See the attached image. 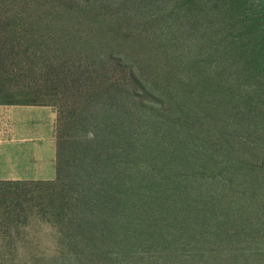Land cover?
I'll use <instances>...</instances> for the list:
<instances>
[{
  "label": "trees",
  "instance_id": "16d2710c",
  "mask_svg": "<svg viewBox=\"0 0 264 264\" xmlns=\"http://www.w3.org/2000/svg\"><path fill=\"white\" fill-rule=\"evenodd\" d=\"M248 3L0 0V104L53 105L56 120L75 130L55 138L54 179L0 180V226L36 217L57 228L58 239L76 240L93 264H242L249 250L235 247L226 225L245 215L231 216L227 202L239 208L254 195L255 166L215 142L221 115L199 106L209 85L231 102V74L251 78L255 63L263 69L264 42L238 45L216 32L217 14H233V6L242 13ZM152 25L157 33L146 31ZM133 41L155 42L166 62L194 73L144 78L136 60L108 47ZM184 42L187 54L179 55L174 46ZM248 84L244 106L234 107L255 118L264 86ZM224 150L231 160H219ZM257 165L264 171V161Z\"/></svg>",
  "mask_w": 264,
  "mask_h": 264
},
{
  "label": "rangeland",
  "instance_id": "374dc122",
  "mask_svg": "<svg viewBox=\"0 0 264 264\" xmlns=\"http://www.w3.org/2000/svg\"><path fill=\"white\" fill-rule=\"evenodd\" d=\"M251 4H257V6ZM205 7L207 10L211 9L209 5ZM232 8L237 10L238 14H234L233 9V12L231 11L233 14L227 16L216 15L215 21L221 24L216 27V32L225 35L224 37L229 38V41L234 39V42L238 45L242 40L247 43L250 42L253 47L260 42H264V0H249L247 6L242 9V13L240 12L241 9L234 6ZM103 29H108V27ZM50 31L65 33V29L62 27H53ZM146 31L157 33L154 25L147 26ZM241 32L246 33L238 36ZM108 34L111 35L109 32ZM228 34L231 35L228 36ZM205 37L202 42L208 48L210 46V43L207 42L209 35ZM109 39L110 37H107L105 40L108 41ZM215 39H217L216 36ZM108 47L115 51L125 52L129 54L132 60H136L144 78H173L172 73L190 77L194 73V69L190 66L185 68L179 67L175 62H166L159 54L157 44L152 41L145 45L133 41L121 46L110 45ZM174 51L179 55L187 54L186 42L175 45ZM189 52L190 55L194 53L191 46H189ZM231 58V62L237 64V57L232 55ZM205 61L207 69H212V58L207 56ZM251 72L253 73L251 78H239L235 72L231 74V78H237L233 81L235 87L232 89V93L236 97L231 102L228 97L224 99L222 91L215 88L214 85L206 87L209 101L202 103L199 109L204 108L210 117L214 111L220 113L221 118H218L217 121L223 128L225 126V129L221 140L218 135V141L214 138L215 142L227 148H230L228 146L233 147L235 153H232V159L240 155L242 158L248 157L255 166L249 168L250 176L253 178L255 185L254 195L249 196L248 194V201L244 205H240L239 208L236 200L227 202L231 216L235 214V210H239V213L244 214L245 217L237 218L233 223V227L226 225V228H234L230 231V234L233 235L231 240H234L233 244L236 248L249 250L248 254L250 255L242 261V264H264V183L262 182L264 171L259 169V165H257L264 161V130H261L264 128V99L257 106L259 109L256 111L255 118L247 114L245 110H242L243 113L238 112L234 107L239 106L240 101L244 106L245 97L240 99V95L241 93L245 94L244 96H246V93L250 94L248 82L254 83L256 86L261 84L264 86V65L262 69L259 63H255L251 66ZM261 73L263 76H261ZM256 74L259 77H256L258 76ZM261 80H263L262 83ZM212 82L218 83L217 80ZM23 96V99L30 97V95ZM215 96L217 98H213ZM15 99L19 98L15 97ZM41 100H46V98L43 97ZM53 108L56 109L54 106ZM64 110L69 111V108ZM62 124L61 121H55V138L58 137L59 140V137H61L62 140L66 141L69 135L75 133V130L70 129L67 131ZM190 125L192 126L193 123L191 122ZM234 125L240 127L234 130L232 129ZM242 126L248 128H242ZM221 149L222 147H220ZM225 154V150L221 152L219 160H231L228 159V154ZM240 172L241 174L246 173L242 169ZM240 194L242 195V193ZM58 237L57 228L36 217L31 218L28 223L19 221L10 227L0 226V264H93L87 262L86 258L80 254L81 247L76 245V240H60ZM223 238H226V236L223 235ZM226 240L228 239L226 238ZM248 240H253V242L250 244ZM251 246L256 248L254 252H252ZM231 261V264H234V261ZM200 262H204V260H200ZM210 264H227V261L223 259L219 261L211 260Z\"/></svg>",
  "mask_w": 264,
  "mask_h": 264
},
{
  "label": "crops",
  "instance_id": "0c3cea01",
  "mask_svg": "<svg viewBox=\"0 0 264 264\" xmlns=\"http://www.w3.org/2000/svg\"><path fill=\"white\" fill-rule=\"evenodd\" d=\"M56 112L50 105H0V180H51Z\"/></svg>",
  "mask_w": 264,
  "mask_h": 264
}]
</instances>
